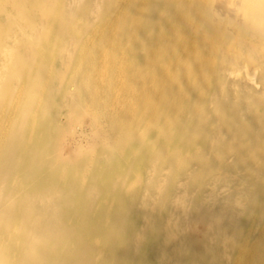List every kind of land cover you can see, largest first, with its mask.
<instances>
[{
	"label": "bare ground",
	"instance_id": "1",
	"mask_svg": "<svg viewBox=\"0 0 264 264\" xmlns=\"http://www.w3.org/2000/svg\"><path fill=\"white\" fill-rule=\"evenodd\" d=\"M237 5L235 37L206 0H0V264H264V0Z\"/></svg>",
	"mask_w": 264,
	"mask_h": 264
},
{
	"label": "rangeland",
	"instance_id": "2",
	"mask_svg": "<svg viewBox=\"0 0 264 264\" xmlns=\"http://www.w3.org/2000/svg\"><path fill=\"white\" fill-rule=\"evenodd\" d=\"M239 0H206L209 4V12L212 15V18L217 20L219 24H223L227 33L233 34L235 37L239 35V24L243 21L242 14L239 13V6L237 5ZM213 12V13H212ZM252 72V71H251ZM257 77V75L255 76ZM244 86L252 88L256 93L259 94L260 88L254 89L255 84L252 83L249 79L242 78ZM257 94V95H258ZM260 95V94H259ZM261 96V95H260ZM241 94L232 101L233 104H240L242 102ZM82 129L89 130V125H86V128H82L80 125H77L70 132H65V149L64 154L68 155L71 153L72 143L79 142V136L82 132ZM205 225L198 223L197 230L200 232H205Z\"/></svg>",
	"mask_w": 264,
	"mask_h": 264
}]
</instances>
